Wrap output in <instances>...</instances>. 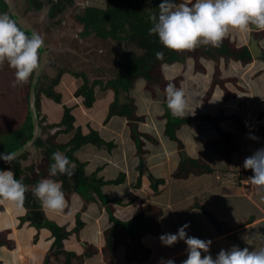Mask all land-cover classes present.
<instances>
[{"label": "crops", "instance_id": "crops-1", "mask_svg": "<svg viewBox=\"0 0 264 264\" xmlns=\"http://www.w3.org/2000/svg\"><path fill=\"white\" fill-rule=\"evenodd\" d=\"M224 36L239 47L248 48L254 36L264 50V29L250 27L243 32L229 29ZM176 64L188 73L182 76L184 71L179 72V77H182L179 87L185 89L188 99L186 112L189 114L186 116L193 117L190 123L178 129L177 139L182 147L165 134L164 101L161 111L158 104L146 98L145 110L141 108L140 112L135 104L136 114L144 118L137 124V129L150 138L142 140V155L137 152L131 127L124 118L113 115L106 120L114 100L111 89L101 91L96 86L93 104L89 109L85 108L82 97L72 98L82 80L66 72L55 87L61 95V103L42 96V100L49 102V136L61 129L51 126L62 119V105L71 104L74 129H80L82 135L93 131L103 143L108 144L96 146L87 143L73 153L74 159L84 166V173L99 183L96 185L99 191L93 193L91 198L94 202L86 207L78 194L65 197V207L60 211L43 206L31 210L22 204L0 200V264H65L68 254L82 258L81 264H160L161 258H172L179 264L186 257L184 241L178 239L169 246L162 243L160 235L176 232L185 221L190 222L187 234L211 240L208 251L213 256L221 248L227 249L233 244L241 248L258 246L259 240L250 241L247 245L242 237L246 233L264 232V201L260 200L264 193H260L249 180L252 170L243 167V160L264 147V61L254 57L248 65L225 60L218 65L203 61L205 71H196L192 61ZM216 68L220 69L223 82L208 95ZM64 80L70 90L60 87L61 84L66 85ZM225 90L232 96H228ZM65 93L68 94L67 100L63 98ZM150 105L151 111L147 112ZM51 108L58 113L53 115ZM197 114L203 117L195 118ZM81 116H84V122H79ZM214 118H219L216 124L212 121ZM152 120H158L160 135L142 127ZM209 122H212L211 133L200 143L198 137L204 134L203 129ZM217 128L231 134L238 147H232L228 153L216 146L214 143L220 137ZM73 135L74 131L58 133L54 141L66 144ZM227 155L230 156L226 160ZM139 157L143 160L142 168H139ZM190 160L211 164L213 173L175 179L180 166ZM226 172L239 174L238 180L226 182L223 175ZM153 179L164 183L156 185ZM98 196L106 201L107 207L102 205ZM148 207L157 209L159 233L143 236L139 243L134 244L125 239L109 263L104 252V235L114 228L110 216L117 222L126 223L140 216L143 208ZM209 215L230 232H221ZM49 218L57 222L47 224ZM51 224L67 234L60 245L62 249L54 248V238L49 231ZM77 224L79 230L75 234ZM111 240L118 244L115 235ZM135 250L141 251L142 256H131L130 252Z\"/></svg>", "mask_w": 264, "mask_h": 264}, {"label": "trees", "instance_id": "trees-1", "mask_svg": "<svg viewBox=\"0 0 264 264\" xmlns=\"http://www.w3.org/2000/svg\"><path fill=\"white\" fill-rule=\"evenodd\" d=\"M49 1V17H54L72 6L73 0H48ZM91 1V0H90ZM98 3L92 1L87 5L81 14L75 16L77 23L81 24L85 35L94 34L95 37L106 39L110 38L116 41H125L135 45L134 51L129 49L122 55H119V61L117 62V69L109 75L106 81H90L83 74L76 71H67L75 78H80L82 84L74 92L77 97L83 98V105L90 107L94 101V88L99 87L101 91L111 89L114 92V100L109 106V111L106 120L113 115H117L124 118L131 127L132 139L135 142L138 154H144L142 147H144L142 140L150 138L142 134L137 129V124L143 122V115L136 114V106L133 99L130 97V92L133 89L135 83L142 79L145 82L144 89H146L152 97H156V89L164 93L163 101L165 106L166 117V136L181 145L176 137V130L180 129L185 123H190L192 118L187 116H173L167 107L165 98V85L169 82H173L179 87L182 77L168 79L165 75L166 66L174 65L176 63L187 64L188 62H194L196 71H205L203 61L214 62L218 65L220 61L226 62H240L242 65H248L252 62L253 56L247 46L239 47L230 38L223 36L221 41L217 45L212 44H199L191 49L173 50L163 46L158 37L155 34H149L148 28L151 26L149 16L158 11V5L160 0H96ZM101 2V4H99ZM179 2V0H177ZM27 32V31H26ZM30 33V32H27ZM157 50L163 51V56L157 58L155 52ZM41 53V50H39ZM214 78L210 91L212 94L216 87L221 86L223 79L222 73L219 68H216ZM62 72V71H61ZM61 73L59 72L55 79L49 80V83L45 87H41L40 82L37 83L34 88L36 109H40L39 95L43 94L46 98L53 100L55 103H61V95L56 91L55 87L59 83ZM31 77V76H30ZM29 77V81L30 78ZM28 81V84H29ZM221 84V85H220ZM28 88V86H27ZM225 93L229 96L232 94ZM129 94V96H128ZM29 93H26L27 97ZM207 95V94H206ZM206 100V99H205ZM27 105L23 108L22 119L25 120L28 132L24 135L25 142L31 137V121L26 109ZM203 117L201 114H197L195 118ZM217 119L214 118V124L217 123ZM74 116L71 114V108H63V116L60 122L51 127H61L58 131L47 137V139H37L34 145L37 147H45L44 162L39 172L35 173L33 168L28 166L27 169H23L18 160L12 159L0 161V169L12 168L14 176L20 179L25 185L24 199L22 205L31 210L41 209L42 204L33 194L32 188L35 184L44 177L49 175L48 167L51 162V153L56 150L64 152L69 160L73 163V174L67 176L66 174H57L52 177L58 180L62 184L64 196L69 198L71 194H78L86 207L94 200L91 198L94 192H98L99 183L96 182L94 177H88L83 171V165L79 164L73 157L74 151H76L82 145L91 143L96 146H101L102 141L97 136V133L90 131L87 135H82L80 129H74ZM216 120V121H215ZM40 123V122H39ZM23 125H21L23 127ZM24 129V128H23ZM22 130V129H21ZM220 132V137L216 146L229 153V149L232 147H238L236 141L232 138L231 134ZM74 131L73 137L66 144H58L54 141V137L58 133H70ZM23 140V141H24ZM20 143V142H19ZM21 144V143H20ZM20 146V145H17ZM227 155L226 160L229 158ZM229 161V160H228ZM30 172V175L27 174ZM224 172V170H223ZM213 173V169H209L202 164L201 161L190 160L184 165L180 166L175 173V179H188L190 176H201L204 174ZM227 174L224 173L225 176ZM152 182L156 185L164 183V181ZM103 206L107 207L106 201L98 196ZM143 212L140 216L130 220L126 223H121L113 220L110 216V221H113L114 228L106 232L105 238V256L109 263L113 261V256L118 245L124 242L125 239L131 240V244L139 243L143 236L157 235L159 233L158 228V216L157 209L155 207L143 208ZM109 211V210H108ZM111 215V211H109ZM79 230L78 224L73 233L77 234ZM49 231L54 238V248L62 249V241L66 239L67 234L64 230L60 229L56 225H50ZM116 236L118 244L112 242V236ZM131 256H142L141 251L130 252ZM76 263H71V262ZM82 258H77L72 254L67 255L65 264H81Z\"/></svg>", "mask_w": 264, "mask_h": 264}, {"label": "clouds", "instance_id": "clouds-1", "mask_svg": "<svg viewBox=\"0 0 264 264\" xmlns=\"http://www.w3.org/2000/svg\"><path fill=\"white\" fill-rule=\"evenodd\" d=\"M149 34H155L168 49H191L199 44L217 45L229 29L247 31L250 27L264 29V0H160L158 11L149 16ZM44 46L43 37L36 31L27 33L7 12H0V62L7 61L14 69L13 83L27 82L30 75L39 70V50ZM155 56H163L157 50ZM167 107L173 116H186L188 99L185 89L173 82L165 85ZM255 139L256 137H252ZM6 162L10 156L0 154ZM243 167L252 170L249 180L264 193V147L256 149L243 160ZM49 175L41 178L32 188V194L42 206L60 211L65 207V196L60 181L52 177L59 174L71 176L73 163L62 151L51 153ZM25 185L14 176L11 167L0 169V200L16 205L24 199ZM264 201V194L260 196ZM188 221L179 225L174 233H163L160 240L172 245L183 240L186 257L179 264H264V232L246 233L242 239L247 245L259 240L258 246L243 248L231 245L221 248L215 256L209 251L210 239L189 235ZM203 251V255L201 254ZM160 264H177L172 258H161Z\"/></svg>", "mask_w": 264, "mask_h": 264}, {"label": "rangeland", "instance_id": "rangeland-1", "mask_svg": "<svg viewBox=\"0 0 264 264\" xmlns=\"http://www.w3.org/2000/svg\"><path fill=\"white\" fill-rule=\"evenodd\" d=\"M91 1L92 3H98L96 0ZM91 1L73 0L71 7L69 6L64 13H60L54 17H49L47 14L49 6H45L38 11H31L29 5L27 8L21 5L22 2L19 4L21 7V14L32 25L33 29L43 37L44 48L48 50L47 60L50 64H47L44 71L45 78L44 81H42L43 87H45L49 83V80L53 79L57 73L60 72L61 74H64L67 71L83 73L90 81L91 78H93L94 81H106L108 80L109 75L117 69L119 55H122L129 49H133L135 52L139 51L136 50L135 45L128 40L116 41L110 38H98L95 37L94 34H84L83 27L81 24L77 23L75 16L81 14L83 9L89 5ZM99 4H101V2ZM184 70L185 68H182L180 65H170L165 68V75L168 79H172L176 76L179 77L180 75L178 74ZM181 74L182 76L188 75L185 71L184 74ZM14 79V69L9 67L7 61L0 62V133H4V130L6 131L9 126L14 128L16 125H19L22 119L20 113L24 108V96L27 92V82L13 83ZM59 83H61L60 80ZM64 83L66 85L61 84L60 87L65 89L69 88V84L65 82V80ZM144 86V80L140 79L135 83L130 92V96L134 100V104L137 105L139 111H142L140 110L141 108H143V110L146 109L145 107L147 103H145V98L148 99V101L151 100L154 104H158L160 111L163 110L162 102L164 93L156 89V97H152L149 92L144 89ZM67 95L68 94L65 93L63 98L66 99ZM42 96L43 94L39 97V115L42 125L49 127V102L46 103L42 100ZM72 98L78 99L75 95L72 96ZM62 106V108L69 107L71 104H64ZM82 106L84 105L82 104ZM90 107L85 108L89 109ZM47 111L48 113H46ZM51 111L52 108L50 112ZM148 111H151V105L149 106V110L147 108V112ZM57 113L58 110L54 111L52 114L56 115ZM84 120V116L79 118V122H84ZM152 121L153 122H150L149 124L147 123L142 127H144V130L160 135L161 131L159 132V130H157L160 128L157 122L158 120ZM76 123H78V121H76ZM211 127L212 122H209L207 128L203 129L202 133L204 134H201V136L199 135L198 137L200 143L205 141L207 136L210 135ZM178 133L179 130H176V137L178 136ZM46 137H49V128L44 130L43 139H46ZM102 145L108 144L102 143ZM41 151V148L29 147L27 150V152H30L29 155L22 159L23 166H32L33 170L37 171V169H34V166L36 167L40 162ZM202 164L205 167L207 165L209 169H212L211 164L204 161ZM48 222L51 223L57 221L49 218V221L46 220L47 224Z\"/></svg>", "mask_w": 264, "mask_h": 264}, {"label": "flooded vegetation", "instance_id": "flooded-vegetation-1", "mask_svg": "<svg viewBox=\"0 0 264 264\" xmlns=\"http://www.w3.org/2000/svg\"><path fill=\"white\" fill-rule=\"evenodd\" d=\"M43 1V2H42ZM53 1H56V0H53ZM12 2H13V4L15 5V10H16V12H17V14L23 19V20H25L26 22H28L27 21V19L26 18H24V16L21 14V12H20V10H21V7L19 6V4L22 2V4L21 5H23V6H25V7H27L28 8V5H29V9H31V11L33 10V11H38V10H40V9H42V8H44L45 6H49V1L48 0H12ZM67 10V9H66ZM65 10V11H66ZM65 11H63L62 13H64ZM0 12H7L12 18H14L15 19V16L12 14V12L10 11V9H9V6H8V4L6 3V1L5 0H0ZM47 14H48V16H49V8H48V11H47ZM16 20V19H15ZM17 22V21H16ZM29 23V22H28ZM17 24H18V22H17ZM30 24V23H29ZM19 25V24H18ZM31 25V24H30ZM20 26V25H19ZM32 26V25H31ZM32 29H33V27H32ZM33 31H35L34 29H33ZM41 55H42V52H41ZM40 55V60H41V56ZM48 61V60H47ZM50 64V63H49ZM45 71V70H44ZM60 71V70H59ZM35 72V71H34ZM34 72L30 75L31 77V79H30V81H29V79H28V81H29V84H28V81H27V86H28V88H27V92L26 93H29L30 92V89H31V87H32V78H33V75H34ZM58 74V73H57ZM56 74V75H57ZM56 75H55V77H56ZM61 75H63V74H61ZM61 75H60V78H61ZM55 77L53 78V79H55ZM44 78H45V75H44V72H43V74L37 79L39 82H40V84H41V87H43L42 86V81H44ZM37 83V82H36ZM36 85V84H35ZM34 88H35V86H34ZM34 96H35V93H34ZM41 95H39V97H40ZM35 99H36V97H35ZM24 101H25V103H24V107L27 105V107H26V109H27V111H28V96L26 97V96H24ZM35 106V105H34ZM35 110H36V115H37V119H38V124H39V127L41 128V133H40V137H37L36 138V140L35 141H37V139H39V138H41V139H43V133H44V130H47L49 127H46V126H43L42 125V122H41V119H40V112H39V110H37L36 109V106H35ZM22 112H23V109H22ZM22 112L20 113V116L22 115ZM28 116H29V118H30V114H29V111H28ZM26 119V117L24 118V120L23 121H20V123H19V125H16L14 128H11L10 126V128L8 127V129L5 131L4 130V133H6V134H4V133H0V136H2V137H0V154H4V153H12V152H15V151H17L23 144H25V140H24V135H25V133H27L28 132V129L26 128V127H24V125L26 126L27 125V123H26V121L27 120H25ZM30 121H31V118H30ZM40 122V123H39ZM23 123H24V125H23ZM21 125H23V127L21 126ZM31 126H32V121H31ZM24 128V129H23ZM22 129V130H21ZM22 133L24 134V135H22ZM31 133H32V127H31ZM46 139H47V137H46ZM24 140V141H23ZM35 141H34V143H35ZM21 144H20V143ZM17 145H20V146H17ZM34 145V144H33ZM31 147H34V148H41L42 149V151L40 152L41 153V159H40V162H39V164L35 167L34 166V169H37V171H34L35 173H37V172H39V169L41 168V166L43 165V162H44V151H45V147H37V146H31ZM28 150V149H27ZM27 150H25L24 152H22L21 154H19L18 156H17V159H15V160H18L19 161V164H20V166L22 167L23 166V163H22V159H24L26 156H28L29 155V153L30 152H27ZM10 160H12V159H10ZM30 167H32V166H30ZM23 169H27L28 167H22ZM33 168V167H32ZM29 175H30V173L29 172H27Z\"/></svg>", "mask_w": 264, "mask_h": 264}, {"label": "water", "instance_id": "water-1", "mask_svg": "<svg viewBox=\"0 0 264 264\" xmlns=\"http://www.w3.org/2000/svg\"><path fill=\"white\" fill-rule=\"evenodd\" d=\"M6 3L9 6L10 11L12 12V14L15 16L16 21L18 22V24L27 32H32V26L26 22L25 20H23L16 12L15 10V5L13 4L12 0H5ZM257 29V28H255ZM249 49L250 52L252 54V56L254 58H260L264 61V50L262 49V47L259 44V40L257 38H255L254 36L251 38L250 41V45H249ZM42 52V57L40 60V64H39V70H36L34 72L33 78H32V87L30 89L29 95H28V111L30 114V118L32 121V133H31V137L30 139H28L25 144H23L17 151L12 152V153H4L3 155H7L10 156L11 159H17V156L19 154H21L22 152H24L25 150H27L29 147L34 146V141L36 140L37 137H40V133H41V128L39 127L38 124V119H37V115H36V110H35V96H34V86L37 82V79L43 74L47 64L49 63L47 61V56H48V50L44 48V46L40 49ZM182 157L184 160L187 159V157L185 156L184 153H182ZM4 159L0 158V161H3ZM139 162V168L143 167V160L141 157H139L138 159ZM210 219L213 223H215L217 225V227L219 228V230L223 233H229L230 230L226 228V226L219 224L214 217H212L211 215ZM241 247V246H240Z\"/></svg>", "mask_w": 264, "mask_h": 264}, {"label": "built area", "instance_id": "built-area-1", "mask_svg": "<svg viewBox=\"0 0 264 264\" xmlns=\"http://www.w3.org/2000/svg\"><path fill=\"white\" fill-rule=\"evenodd\" d=\"M225 181L229 182V181H237L239 178V174L231 172V173H227L225 176Z\"/></svg>", "mask_w": 264, "mask_h": 264}]
</instances>
